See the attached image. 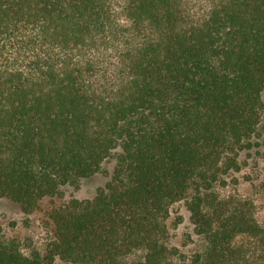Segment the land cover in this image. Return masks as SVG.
Returning <instances> with one entry per match:
<instances>
[{"label":"trees","instance_id":"obj_1","mask_svg":"<svg viewBox=\"0 0 264 264\" xmlns=\"http://www.w3.org/2000/svg\"><path fill=\"white\" fill-rule=\"evenodd\" d=\"M263 89L264 0H0V198L28 223L115 158L44 212L42 250L0 233V264H264L254 200L226 190ZM181 201L189 254L169 242Z\"/></svg>","mask_w":264,"mask_h":264},{"label":"rangeland","instance_id":"obj_2","mask_svg":"<svg viewBox=\"0 0 264 264\" xmlns=\"http://www.w3.org/2000/svg\"><path fill=\"white\" fill-rule=\"evenodd\" d=\"M261 96L264 102V89ZM257 142L255 147L241 153L239 157L241 169L232 173L226 190H233L240 195L251 197L256 206L257 219L264 224V119ZM114 165L115 158L112 156L104 161L101 172L81 179L77 188L67 186L64 188L63 196L44 198L40 209L29 216L28 223H26L17 203L6 197L0 198V233L21 240L29 238L37 249L42 250L46 239L51 234V225L45 224L44 212L51 206L59 205L71 197L79 199L92 197L96 189L103 186L110 178ZM233 179H236L237 182L234 183ZM178 217H180V221L176 226H173ZM169 222L171 226L170 244L177 246L186 254L202 248V240L193 232L189 212L183 201L173 205ZM53 264L66 263L56 259Z\"/></svg>","mask_w":264,"mask_h":264}]
</instances>
